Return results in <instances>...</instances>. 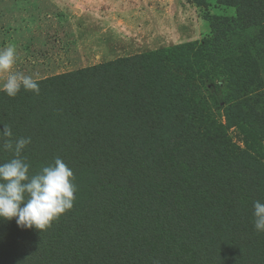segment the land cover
Here are the masks:
<instances>
[{"label": "trees", "instance_id": "16d2710c", "mask_svg": "<svg viewBox=\"0 0 264 264\" xmlns=\"http://www.w3.org/2000/svg\"><path fill=\"white\" fill-rule=\"evenodd\" d=\"M215 1L235 9L237 55L203 40L45 78L38 95L0 92V130L31 137L30 174L59 157L76 187L46 230L0 220V264H264V167L194 90L208 89L246 149L264 148V0ZM12 158L0 149V164Z\"/></svg>", "mask_w": 264, "mask_h": 264}, {"label": "rangeland", "instance_id": "374dc122", "mask_svg": "<svg viewBox=\"0 0 264 264\" xmlns=\"http://www.w3.org/2000/svg\"><path fill=\"white\" fill-rule=\"evenodd\" d=\"M235 18L233 7L215 0H0V49L14 45L15 70L40 81L203 40L223 39L225 50L237 55L246 40L234 28ZM260 51L257 63L264 101L263 43ZM3 79L0 76V83ZM194 90L211 122L264 167V148L259 153L246 149L245 137L228 125L223 110L211 102L208 89Z\"/></svg>", "mask_w": 264, "mask_h": 264}, {"label": "clouds", "instance_id": "9594fccd", "mask_svg": "<svg viewBox=\"0 0 264 264\" xmlns=\"http://www.w3.org/2000/svg\"><path fill=\"white\" fill-rule=\"evenodd\" d=\"M18 54L14 45L0 49V92L14 98L21 90L39 94L37 79L16 71ZM31 137H14L10 126L0 130V149L13 153V158L0 164V220L15 219L23 229L46 230L60 215L73 207L76 187L74 174L57 157L30 174V164L23 153ZM254 227L264 232V203H253Z\"/></svg>", "mask_w": 264, "mask_h": 264}]
</instances>
